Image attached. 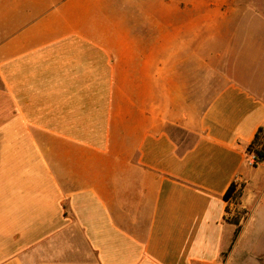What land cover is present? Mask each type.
I'll list each match as a JSON object with an SVG mask.
<instances>
[{
	"label": "crops",
	"instance_id": "obj_1",
	"mask_svg": "<svg viewBox=\"0 0 264 264\" xmlns=\"http://www.w3.org/2000/svg\"><path fill=\"white\" fill-rule=\"evenodd\" d=\"M231 1L0 0V264H224L233 182L256 248L264 18Z\"/></svg>",
	"mask_w": 264,
	"mask_h": 264
},
{
	"label": "rangeland",
	"instance_id": "obj_2",
	"mask_svg": "<svg viewBox=\"0 0 264 264\" xmlns=\"http://www.w3.org/2000/svg\"><path fill=\"white\" fill-rule=\"evenodd\" d=\"M234 8L233 10L228 12L227 18L230 19H245V18H264V0H232L231 1ZM182 18H187V13H182ZM197 18H205V12L204 11H198L197 12ZM226 29L235 30L234 27H226ZM205 28L199 27L198 28V34H204ZM208 44H205L204 42H197V54H196V60H197V74L192 75L195 77L196 81V89L189 92V95L191 96V99L194 100L199 108H203L206 103L209 101L211 96L215 93L214 86L217 87L222 83L220 76H208L205 74V67H204V58H205V46ZM217 45V44H213ZM209 46H211L209 44ZM206 83H212L213 86L207 85ZM253 177H252V183L253 184H261V182L264 180V165L260 166L258 169H253ZM242 183L243 185V192L245 189V183ZM241 195H235L230 198V201H228V213L227 217L229 219H233L238 217L240 219V231L242 229V224L246 223V220L248 218L247 210L242 206V196ZM264 207V204L262 205V208ZM261 207L256 210L257 217L255 218V225L256 228L260 231H257L256 233H259L256 235L257 239H260V242L257 243L256 248L254 250L246 249V248H238L237 244V237L233 239V243L231 245V248L229 250V253L227 252L224 254V259H228V262H224V264H264V217L263 214L260 213L263 209ZM239 231V233H240ZM235 235V234H234Z\"/></svg>",
	"mask_w": 264,
	"mask_h": 264
},
{
	"label": "trees",
	"instance_id": "obj_3",
	"mask_svg": "<svg viewBox=\"0 0 264 264\" xmlns=\"http://www.w3.org/2000/svg\"><path fill=\"white\" fill-rule=\"evenodd\" d=\"M248 150L249 152L255 151L258 155V162L256 163L255 166H257L261 162H264V128L263 127H260L259 130L257 131L255 138L253 139L252 143L248 146ZM243 185L244 184L242 183L240 184L238 182L237 183L233 182L226 191L224 198L227 201H230L231 197L235 195H241L243 192ZM228 207L229 206H227V211H228ZM226 218L228 219V221L236 225L234 236L237 237L240 231V226H239L240 219L238 217L233 219H229L228 217Z\"/></svg>",
	"mask_w": 264,
	"mask_h": 264
},
{
	"label": "built area",
	"instance_id": "obj_4",
	"mask_svg": "<svg viewBox=\"0 0 264 264\" xmlns=\"http://www.w3.org/2000/svg\"><path fill=\"white\" fill-rule=\"evenodd\" d=\"M258 162V155L255 151H251L248 153V159L247 163L251 166H255L256 163Z\"/></svg>",
	"mask_w": 264,
	"mask_h": 264
}]
</instances>
